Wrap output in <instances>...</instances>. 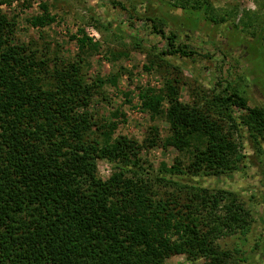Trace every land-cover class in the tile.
Instances as JSON below:
<instances>
[{
    "label": "trees",
    "instance_id": "trees-1",
    "mask_svg": "<svg viewBox=\"0 0 264 264\" xmlns=\"http://www.w3.org/2000/svg\"><path fill=\"white\" fill-rule=\"evenodd\" d=\"M0 0V264H163L174 255L203 264H230L233 254L217 240L246 234L254 222L240 194L224 188L183 185L168 173L183 167L194 176L222 177L240 169L245 155L233 137L244 123L264 130V109L236 92L217 93L222 117L183 104L178 81L166 77V92L141 89L142 110L169 125L165 146L187 153L189 164L144 167L145 144L115 136L118 122L99 124L88 110L102 81H87L82 54L96 51L83 29L78 58H51L28 44L14 43L15 18ZM175 7L209 16L208 0H176ZM113 4L126 9L116 0ZM103 27L112 22L100 15ZM56 17L48 12L27 22L39 29ZM153 30L168 42L162 54H196L177 46L174 32ZM168 99V106L163 102ZM245 110L242 121L233 108ZM230 123L228 127L226 124ZM153 146L159 142L151 128ZM110 165L103 179L99 162ZM163 171V172H162ZM164 184L167 189L159 185ZM171 190H168L169 187ZM174 188V190H172ZM170 189V188H169ZM177 192H176V191Z\"/></svg>",
    "mask_w": 264,
    "mask_h": 264
},
{
    "label": "rangeland",
    "instance_id": "rangeland-1",
    "mask_svg": "<svg viewBox=\"0 0 264 264\" xmlns=\"http://www.w3.org/2000/svg\"><path fill=\"white\" fill-rule=\"evenodd\" d=\"M1 1L3 11L17 21L14 43L28 44L51 58L57 55L69 60L78 58L80 29L98 44L96 51L82 54L89 62L84 69L87 81L103 82L98 83L88 110L99 124L118 122L115 136L126 135L145 144L144 167L151 165L154 173L164 163L171 167L176 159L185 165L190 160L187 153L163 144L169 125L162 116L152 119L142 110L141 89L165 93L168 77L178 81L183 104L197 105L214 117H222L212 100L220 92H236L249 106L264 109V0H208V17L225 18L218 23L203 12L175 7L176 0H116L125 10L115 6L114 0ZM45 12L56 17L51 25L39 29L27 22L30 16ZM100 15L113 27L104 28ZM154 24L166 35L174 32L175 44L188 45L196 54H162L168 42L153 30ZM92 33L96 35L91 37ZM167 106L166 98L163 107ZM233 110L240 121L247 114L236 107ZM153 127L158 129L159 142L150 147ZM233 137L245 155L239 170L210 177L194 176L180 167L181 172L168 175L179 184L239 193L254 222L246 234L235 232L217 243L232 252L230 264H264V130L250 129L242 123L233 130ZM106 166L110 168L108 163L99 162L103 179H108L112 171ZM159 186L167 189L164 184ZM163 264H203V259L191 261L184 254L174 255Z\"/></svg>",
    "mask_w": 264,
    "mask_h": 264
},
{
    "label": "built area",
    "instance_id": "built-area-1",
    "mask_svg": "<svg viewBox=\"0 0 264 264\" xmlns=\"http://www.w3.org/2000/svg\"><path fill=\"white\" fill-rule=\"evenodd\" d=\"M95 35H96V34H94V33L90 34V36H91V37H93V36H95ZM93 40H94V41H96V40H97V38H96V37H94V38H93ZM106 167H107V169H108V170H110V168H109L108 166H106ZM108 170H107V171H108Z\"/></svg>",
    "mask_w": 264,
    "mask_h": 264
}]
</instances>
